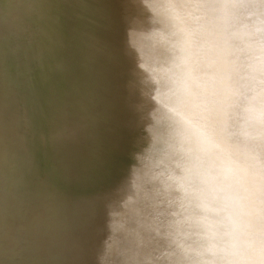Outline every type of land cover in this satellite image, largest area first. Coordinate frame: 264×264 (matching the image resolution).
Instances as JSON below:
<instances>
[{
    "label": "clouds",
    "instance_id": "9594fccd",
    "mask_svg": "<svg viewBox=\"0 0 264 264\" xmlns=\"http://www.w3.org/2000/svg\"><path fill=\"white\" fill-rule=\"evenodd\" d=\"M253 64L264 0H0V264H264V97L228 152L183 118L214 127L209 72L243 89ZM52 73L75 78L42 99ZM124 132L131 164L86 210L74 189L112 175Z\"/></svg>",
    "mask_w": 264,
    "mask_h": 264
},
{
    "label": "bare ground",
    "instance_id": "6f19581e",
    "mask_svg": "<svg viewBox=\"0 0 264 264\" xmlns=\"http://www.w3.org/2000/svg\"><path fill=\"white\" fill-rule=\"evenodd\" d=\"M71 28V22L63 26L65 36L70 35ZM61 55L67 56L68 53L64 52ZM249 73L247 83L241 89L229 79L226 69L209 72V78L215 84H218V90L222 97V102L215 114L214 127H209V118L206 113H201L200 115L192 113L183 117L187 125L200 137L207 150H224L228 152L232 150L233 140L237 137L245 138L248 141H251L254 137V122L259 115L261 98L264 97V91H262L260 84V77L264 73V68L259 64H253L249 69ZM74 78L75 73H52L46 84L41 85L37 80L38 93L42 99H46L52 95L63 96ZM116 143L118 146L117 150L112 153L111 157L112 175L107 177L101 176V182H96L94 185L74 189L75 194L84 202L86 210L91 204L92 197L97 195L96 198H98L104 191L109 190L115 183L119 182L125 175L126 168L131 164L129 160L130 149L135 144V137L131 133L124 132L116 138ZM119 150H124L123 154L116 155ZM37 155L43 167L47 151L39 149ZM124 157H128L125 164H129L125 165V170L120 172V164L124 161ZM148 162L151 163L150 158ZM118 165L120 166L118 167ZM81 195H84V197H81ZM102 209V213L97 211V214L93 218V223L98 229H104L108 223V216L103 206ZM97 210L101 211L100 206H98Z\"/></svg>",
    "mask_w": 264,
    "mask_h": 264
},
{
    "label": "water",
    "instance_id": "95a60500",
    "mask_svg": "<svg viewBox=\"0 0 264 264\" xmlns=\"http://www.w3.org/2000/svg\"><path fill=\"white\" fill-rule=\"evenodd\" d=\"M134 147V146H133ZM129 149V148H128ZM133 148H131L130 150H132ZM123 152H124V150H119L118 151V153L116 154V155H119L120 153H122L123 154ZM128 159V157H124V161L123 162H121V168L119 169V171L121 172L122 170H125V165H127V164H129V163H126L125 164V161ZM129 160L131 161V154H130V157H129ZM120 165H118V167L120 166ZM118 171V172H119ZM100 180H102V178L100 177L98 180H97V183H99V182H101ZM94 195V194H93ZM101 196V195H100ZM81 197H84V195H81ZM97 197V195H95V196H93L92 197V201H91V203L95 200V199H97L96 198ZM99 197V196H98ZM100 209H101V211L100 210H97L98 212H100V213H102V206H100ZM97 214V213H96ZM95 214V215H96ZM104 215V214H103ZM102 219V218H101ZM161 219H163V218H161Z\"/></svg>",
    "mask_w": 264,
    "mask_h": 264
}]
</instances>
